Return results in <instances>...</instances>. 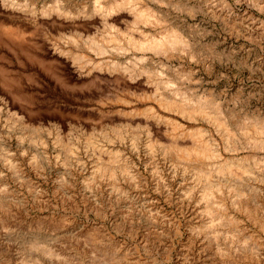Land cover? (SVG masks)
I'll return each instance as SVG.
<instances>
[{
  "label": "rangeland",
  "instance_id": "obj_1",
  "mask_svg": "<svg viewBox=\"0 0 264 264\" xmlns=\"http://www.w3.org/2000/svg\"><path fill=\"white\" fill-rule=\"evenodd\" d=\"M38 1L34 13L0 8V197L7 205L0 211V264H105L97 261L96 243L117 249L121 260L111 264H197L187 241L196 221L186 213L188 207L201 206L190 198L196 171H185L168 149L175 143L190 147V136L200 131L219 145L221 162L241 159L252 165L255 159L264 160V150L225 149L222 136L204 122L173 118L153 123L130 117L131 106L140 112L145 108L138 91L150 87L143 75L134 84L119 82L106 64H131L143 53L128 47L119 56L111 51L112 44L110 55H96L85 41L101 42L109 32L101 16L76 15L77 22L68 23L43 13L41 6L55 0ZM166 2L150 3L162 11L164 25L137 31L183 30L198 59L182 55L167 62L148 53V62L140 66L164 70V79L173 80L176 89L220 104L234 115L233 127L241 120H264V0ZM131 19L123 13L108 22L114 24L113 32L127 33L133 28ZM76 54L82 57L79 63L73 59ZM161 61L174 71L165 72ZM190 69V78L175 76ZM261 173L260 182L245 183L264 197ZM227 192L223 188L217 201L223 196L244 233L264 244V217L253 209L249 216L233 208ZM34 244L57 252V258L30 249ZM258 263L264 264V252Z\"/></svg>",
  "mask_w": 264,
  "mask_h": 264
},
{
  "label": "bare ground",
  "instance_id": "obj_2",
  "mask_svg": "<svg viewBox=\"0 0 264 264\" xmlns=\"http://www.w3.org/2000/svg\"><path fill=\"white\" fill-rule=\"evenodd\" d=\"M150 3L162 6V4L167 2L166 0H83L76 4L72 0H55L54 4L52 3L53 5H43L41 7L45 8L43 9V13H45L47 17L55 14L59 20L64 21L75 20L74 16L76 15V17L79 18L101 16L106 21L109 32L102 36V41L100 39L101 42L97 40L96 42L95 39L92 38L85 41L89 48H91L90 50L97 53L96 55H105L106 52L110 51L109 47H112V44H115V46L113 45L111 51L120 53L119 56H121V53L126 52L128 47L133 49V51L143 53L138 59L135 58L133 60L134 62L131 64H124L121 61L110 62V65L109 63H105L107 65L106 69L108 73L111 76L117 75L118 77L116 78L119 82H124L128 85L134 84L136 83V80L140 78L139 76L142 77L143 75L146 79L145 83L150 87L149 91H142L141 93L137 88H134L136 95L137 91L139 92L138 98L145 103V108L140 112V110H136V108L134 109V107L131 106L130 112H124L130 117L139 116L142 119L153 123H160L162 121L171 122L170 120L173 118H181L190 122H204L213 126L222 136L223 141L225 142V149H232L234 152L241 150V148L246 150L249 148L254 150H264V120H247L245 118L246 120L243 122L241 120L239 124H235L236 128H234L235 125L234 127L232 126V118L234 115L229 111L224 110L223 106L220 104L208 100L205 97L196 96L194 92H191L190 90L185 91L176 89V83L173 80L164 79V76L168 74L166 73L163 76L164 70H155L156 68L154 69L149 65L143 67L140 66L141 62H148L149 59L146 56L148 53L164 58L167 62L181 58L182 55L186 56L187 59L193 62L198 59V51L196 50L192 39L183 30L181 31L178 28L168 27L153 33L147 30L137 31L139 27L145 29L153 28L162 25L165 21V16L162 14V11L157 10L151 6ZM38 5V0H0V8L5 12L14 11L19 13L20 11L24 10L25 12V10L30 9L32 13H34L38 8ZM123 13H127L131 16L133 28L127 33H120L118 32L119 29L118 31L113 32L112 30H115V27L113 26L114 24L111 23V25L108 21L114 15H121ZM229 19H226L225 21L230 25L232 24V21ZM235 30L236 29H234V31ZM136 31L138 32L137 35H135ZM122 39L125 40V44H122ZM60 52L64 53L63 51ZM73 56H75L73 59L76 62L82 58L79 57L80 54L79 56L78 54ZM160 63H162V61ZM163 64L164 63H162V65ZM98 65L96 67H98ZM138 65L140 67H138ZM164 66L165 68L163 69H166L165 72H168L167 69L174 71L173 66L168 64H164ZM77 68L78 67H76V69ZM185 71L186 74L175 73V76H178L177 79L190 78L192 70ZM129 103L130 102H126L128 106L130 105ZM202 133L199 131L190 136L192 141L190 147L182 148L181 145L175 143L170 149H168L169 153L175 154V156L185 164V171L189 168L196 171L195 186L190 190L192 192L190 198L195 199V201L201 206L186 208L187 216L191 220L196 221L193 227L189 229V232L187 233L188 235L186 234L189 246L195 249L193 260H195L197 264H259V260L263 262V241L257 240L253 236L244 233L245 230L238 225L237 218L234 219L235 217L230 215L229 209L225 204L226 199L223 198V196H220V200L217 201V197L222 195L221 192L223 188H226L228 191L227 199H232L231 204L234 203L235 205L233 208L236 207L240 212L242 211L246 213L245 215L248 214L249 216L252 215L253 210L254 212L256 210L262 217H264L263 195L257 191L258 189L251 187L250 184L246 185L245 183L247 179H256L260 182V179H262L260 174H262L261 172H264V168L261 167V161L263 162L264 160L262 159L260 162H257L259 160L253 159L254 161L250 162L252 165L247 164V161L242 163L241 159L237 160L235 163L221 162V149L219 148V145L215 144V140L214 142L211 138L204 136ZM204 133L207 134L206 132ZM182 135L183 134L176 137V139L179 140ZM115 161L116 160H113V162ZM109 171L110 176L114 178L116 176L115 170L110 168ZM216 178L222 179L217 181ZM221 180H224L225 182ZM6 208V203L0 197V211L6 210ZM90 241L92 244L96 243L95 238H92ZM92 244L91 246H93ZM96 244L100 247L98 252L99 260H97L99 263L106 262L105 264H111L112 261L115 262L116 260H121L118 255H116V248L114 249V247L111 246L107 248L106 246H101L100 243ZM30 249L39 251L43 256L57 258V252L54 253L51 249L46 247L44 248L34 244ZM64 260L67 262L65 258ZM255 260L258 261L255 263ZM34 263L35 262L32 261H23L22 264Z\"/></svg>",
  "mask_w": 264,
  "mask_h": 264
}]
</instances>
